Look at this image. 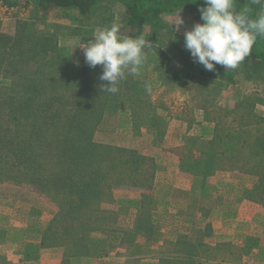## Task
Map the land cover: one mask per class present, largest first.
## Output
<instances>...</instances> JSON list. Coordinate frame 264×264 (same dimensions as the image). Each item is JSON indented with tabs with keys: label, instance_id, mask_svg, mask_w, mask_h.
<instances>
[{
	"label": "rangeland",
	"instance_id": "374dc122",
	"mask_svg": "<svg viewBox=\"0 0 264 264\" xmlns=\"http://www.w3.org/2000/svg\"><path fill=\"white\" fill-rule=\"evenodd\" d=\"M169 1L145 13L170 8ZM250 8L255 15L260 11ZM160 19L166 29L141 27L139 36L152 43L147 59L117 93L102 91V66L94 73L102 93L92 106L104 109L94 140L146 158V165H139L136 176L107 180L87 207L70 214L68 192L2 174L0 264H264V148L251 153L256 139L264 142V120H258L264 117V67L245 60L228 80L215 72L202 76L183 62L189 55L184 33L198 16L171 10ZM24 21L40 42L53 35L58 53L52 59L65 61L61 74L68 82L85 62L80 46L97 29L115 23L127 32L115 0H101L86 18L45 9L35 0H0V34L14 37ZM3 58L20 66L18 59ZM22 71L58 74L44 64ZM10 80L1 72L0 90ZM72 91L68 83L61 90L66 99L54 107L71 104Z\"/></svg>",
	"mask_w": 264,
	"mask_h": 264
},
{
	"label": "trees",
	"instance_id": "16d2710c",
	"mask_svg": "<svg viewBox=\"0 0 264 264\" xmlns=\"http://www.w3.org/2000/svg\"><path fill=\"white\" fill-rule=\"evenodd\" d=\"M35 1L45 9L73 11L79 17L86 18L93 13L101 0ZM115 1L124 11L123 27L127 32L122 34L126 36H139L141 27L145 24L166 29L168 25L161 21L160 15L171 13V10L191 12L198 16L197 23H202L198 9L204 6V0H170V8L154 7L147 13L145 11L149 7L161 0ZM246 6L250 8V0H236L238 11ZM250 15L253 18L256 16L252 11ZM29 25L30 22L19 23L14 37L0 34V73L4 72V75H9L11 79L9 85L3 84L0 90V176L14 175L61 195L68 192L67 202H63L65 208L68 207L67 214H70L76 209L87 207L88 199L96 197L98 188L108 184L112 178H119L121 174V180L126 176H136L139 165H146L147 159H139L132 155L133 152L113 149L94 140L97 125L104 112L103 108L92 106L98 101L99 93H102L94 82V73L99 67L92 69L84 62L80 69L72 72L75 80L68 82L67 75L61 74L66 66L65 61L52 59L54 54L58 53V47L55 42L52 43L53 35L40 42L37 31L29 34L26 30ZM16 37L22 41L29 39L31 42H15ZM10 40H13V44L9 43ZM21 46L23 52L18 50ZM27 46L29 47L25 51ZM7 56L20 60V66H17V61H5L3 57ZM246 60L264 67V39H257L251 56ZM183 62L202 76L208 73V76H211L215 72L217 76L227 79L232 73V69L225 70L220 65H216L215 71H207L203 65L193 61L190 52ZM40 64L56 69L57 76L36 77L33 73L22 71L25 67ZM68 83L70 89H73L71 97L68 98L72 101L71 104L63 103L54 107V103L60 98L66 99V94H62L61 90L65 89ZM54 94L58 95L55 97ZM147 117L148 121L153 118L151 115ZM258 120L263 121L264 117H259ZM1 121L8 126L3 127ZM231 134L227 132L225 136L231 137ZM252 144V154H256L257 149L264 148L262 139L258 138ZM106 161L108 163L104 165ZM139 173L141 172L138 171ZM63 212L64 209L60 215Z\"/></svg>",
	"mask_w": 264,
	"mask_h": 264
},
{
	"label": "clouds",
	"instance_id": "9594fccd",
	"mask_svg": "<svg viewBox=\"0 0 264 264\" xmlns=\"http://www.w3.org/2000/svg\"><path fill=\"white\" fill-rule=\"evenodd\" d=\"M250 4L260 8L255 18L247 6L238 11L236 0H204V6L198 9L202 23L184 33L185 49L195 63L207 71H215L216 65L229 70L251 56L257 39H264V0H250ZM151 45L143 35H123L114 23L97 29L93 39L80 48L90 68L102 66L100 80L107 82L102 91L115 94L128 75L139 74L147 59L145 49Z\"/></svg>",
	"mask_w": 264,
	"mask_h": 264
}]
</instances>
